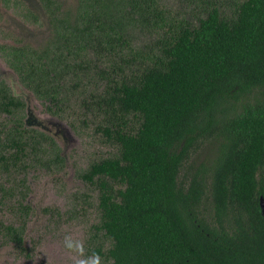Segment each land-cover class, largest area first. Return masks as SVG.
I'll use <instances>...</instances> for the list:
<instances>
[{"label":"trees","instance_id":"1","mask_svg":"<svg viewBox=\"0 0 264 264\" xmlns=\"http://www.w3.org/2000/svg\"><path fill=\"white\" fill-rule=\"evenodd\" d=\"M1 1L24 9V0ZM203 1L191 22L164 17L159 0H81L64 31L49 27L45 45L23 33L0 42L49 113L71 105L70 74L106 82L88 91L95 101L86 106L117 151L81 177L99 189V227L115 264H264V0ZM46 4L56 11L63 2L29 0L21 16L41 24ZM130 22L160 31L156 46L135 48ZM25 108L0 80V116L15 120L0 123V169H64L59 143L23 121ZM204 148L210 161L190 163ZM19 186L0 191L15 199ZM2 232L25 249L21 226L2 224Z\"/></svg>","mask_w":264,"mask_h":264},{"label":"rangeland","instance_id":"2","mask_svg":"<svg viewBox=\"0 0 264 264\" xmlns=\"http://www.w3.org/2000/svg\"><path fill=\"white\" fill-rule=\"evenodd\" d=\"M218 1L227 5L234 0ZM10 2L9 4L0 0V42L12 33L17 38L24 35L28 39L35 38L36 45H45L38 42L35 31L30 33V30L38 29L28 28L27 25L31 22L21 16L25 7L15 9L17 5ZM79 2L80 0H63L62 8L74 13ZM159 2L166 10V15L163 13V16L171 18V21L172 18H186L195 22L206 5L203 0ZM150 19L155 20V17L151 16ZM154 32L156 33H150V29L139 22L134 25L130 22L127 31L128 38L132 40L135 48L156 46L160 31ZM92 56L96 58L95 53ZM98 57L102 61L101 66L106 67L107 59L99 55ZM127 58L134 57L127 54ZM68 77L69 81H66L64 90L71 105L62 116L55 115L47 111L46 103L21 83L17 72L0 56V79L26 103V108L21 114L23 121L52 135L59 143L66 162L65 168L60 171L54 167L47 169L45 165L39 164L23 171L26 173H16L12 168L13 171L9 170V173L5 174V168L0 169V188L20 185V195L15 199H10L0 191V264H115L114 260L106 255L112 245L111 240L99 227V189L97 185L81 177L91 163L114 156L117 151L104 132L97 129L100 120L94 121V114L86 106V103L92 104L95 101L88 91L97 92L106 86V82L92 81L86 85L87 79L82 74H70ZM10 120L13 125L14 117L5 114L0 116V123ZM205 148L198 155L193 154L190 163L209 162L208 148ZM22 201L30 204L29 213L19 209V203ZM10 223L23 228L25 249L17 247L2 232V224Z\"/></svg>","mask_w":264,"mask_h":264},{"label":"flooded vegetation","instance_id":"3","mask_svg":"<svg viewBox=\"0 0 264 264\" xmlns=\"http://www.w3.org/2000/svg\"><path fill=\"white\" fill-rule=\"evenodd\" d=\"M21 1L22 4V0ZM25 3L22 5L25 8L29 6V0H24ZM61 2H63V0H59ZM81 0L79 2V7L77 9H75L76 11L74 13H71L70 15L72 16L71 19H74V15L79 14V8L80 6ZM56 8V7H49L47 4L45 5L44 8L39 9V11H37V13L40 14L41 18L40 22L41 24L37 23L36 21H30L31 23L27 25L28 28H37L38 30H30V33H33V31H35L37 33V39L38 42H42L45 43L48 41V39H50L52 37V33L49 30V27H53L56 26L58 28H61L59 31H64L65 30V24H67V15L69 12L65 11L62 7L59 8V10L53 11L52 9ZM26 10V9H25ZM54 33L56 31H53ZM15 39L17 40L18 38L16 36L9 37L7 39H5L4 41H9V42H15ZM31 40H35L31 39ZM1 40V42H4ZM27 42V41H25ZM28 43V42H27ZM37 42H33V44H36ZM32 44V45H33ZM35 46V45H34ZM0 56L2 57V54L0 53ZM1 80V79H0ZM26 123V122H25Z\"/></svg>","mask_w":264,"mask_h":264},{"label":"water","instance_id":"4","mask_svg":"<svg viewBox=\"0 0 264 264\" xmlns=\"http://www.w3.org/2000/svg\"><path fill=\"white\" fill-rule=\"evenodd\" d=\"M261 206H262L263 213H264V197L261 198Z\"/></svg>","mask_w":264,"mask_h":264}]
</instances>
